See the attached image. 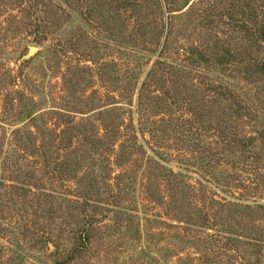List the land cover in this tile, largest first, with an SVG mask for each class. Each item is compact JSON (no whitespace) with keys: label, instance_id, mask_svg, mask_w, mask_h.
Wrapping results in <instances>:
<instances>
[{"label":"rangeland","instance_id":"1","mask_svg":"<svg viewBox=\"0 0 264 264\" xmlns=\"http://www.w3.org/2000/svg\"><path fill=\"white\" fill-rule=\"evenodd\" d=\"M53 1L38 14L51 30L39 41L29 2L0 0V264H61L76 246L71 264H264L255 159L212 150L217 127L240 139L264 128V73L241 63L251 52L263 60L264 41L248 29L264 26V0H253L256 20L233 10L236 0H177L175 13L155 0H135L138 10L102 3L99 34L87 1ZM232 11L243 31L231 33ZM163 27L171 35L158 57ZM70 40L84 56L60 50ZM225 49L226 68L192 65L199 51L213 59ZM156 58L168 66L140 102ZM222 85L233 93L218 94ZM240 95L251 116L238 115ZM258 154L264 164L263 146ZM89 223L87 243L77 228Z\"/></svg>","mask_w":264,"mask_h":264},{"label":"trees","instance_id":"2","mask_svg":"<svg viewBox=\"0 0 264 264\" xmlns=\"http://www.w3.org/2000/svg\"><path fill=\"white\" fill-rule=\"evenodd\" d=\"M15 1L16 2L20 1L22 3L29 2V7L26 9V11L28 14L32 15L34 22H36L35 33L37 34L38 40L40 39L39 41H41V40L47 39L48 33H50L51 30L50 31L47 30L46 25H44V26L40 25L42 23H41L40 18L38 17V14L45 12L46 10L48 11L50 9V7L55 5V1H53V0H15ZM59 1H64L68 5L70 4L69 0H59ZM76 1L80 2L81 0H76ZM85 1H87L89 3V6L87 7V9L88 8L89 9L86 12V13H88V16L85 17V21H86V23L87 22L93 23L92 27L96 31V34L106 32L104 30L106 23H105V20L103 18H101L102 13L100 12V6L102 3H106L107 5H110V6H115V8L118 11H120L119 8H122L124 10L128 9V8H133L135 10H138V7H136L137 2L135 0H100L97 3L92 2V0H85ZM176 1L177 0H155L154 5L156 7H158L157 11L159 13L163 12V10L165 9L164 7L166 5L168 6L167 11L169 13H175V12L181 10L185 5L189 4V2H191L192 0H185V2H183L181 9H179L178 2H176ZM205 2H206V0H193L191 5H193L194 3H195V5H197V4L199 5L201 3L205 4ZM209 2H207V4ZM252 3H253V0H236V2L233 1L231 3V8L233 10L235 8H237L236 9V10H238L237 12L239 14H241L242 16L256 20L259 17V13H258V9L254 6H252ZM263 3H264V1H263ZM209 6L204 8V10H207L208 16L210 15ZM98 9H99V12H97ZM227 11H228V9H227ZM221 14H224V13H221ZM229 18L231 20L230 23L232 24V28L230 27L231 33L243 31V28H242L243 26H241V24L242 25L247 24L245 19H240V20L236 21L237 16L234 15L233 11L229 14ZM233 20L236 21V24H233ZM248 32L252 36V38L255 39L256 42H258V40L264 41V26L259 27L256 30L255 29H248ZM170 35H171V31L168 30L167 33H165V27H163L161 30H159L157 36L155 37V39H159L157 42H155L156 44H159V45H160L161 38L163 36L165 37L164 41L162 42V49L164 48V50L162 52L160 51L161 54L159 53L158 57L159 56L161 57L163 55V52L165 51V49L169 45V36ZM155 39H153V41H155ZM152 43H154V42H152ZM59 48L64 53H66L67 51H72V52L80 53V56H84L82 54L83 52L81 53V50H80L81 49L80 43H77V42L72 41V40L68 41L67 43L60 44ZM253 48L254 47H251V48H249V50L252 51ZM261 48H262V52H263V60L252 58L253 52H251V53H249V59H247V61L243 60V62H241V63H248L250 66H252L250 68V66L248 65L247 67H245V69L246 70L248 69V71L250 70V72H251V70H254V74L264 73V44H263V47L261 46ZM199 55H200L199 59L190 58L192 60V65L199 66V64H207V65H209V67L210 66H219V67L226 68L227 65L231 64V60H233L232 58H234V54L229 49H225L223 54L222 55L220 54L218 56L219 58L217 57V58L210 59L205 54L204 51H199ZM234 64L238 65V62L234 63ZM162 65H167V64L162 59L160 60L159 58H156L152 67L146 73L145 80L143 81V83L141 84V87H140V95H139L140 96V102H141V98H142L141 91L143 93L146 90H149L151 82L157 78V76L159 74L158 73L159 70L161 68H163ZM169 65H171V63ZM220 87L221 88H219V86H218V88H217L218 94H221V95L224 94L223 96H225V93H226V95H227V93H229V94L233 93V89L227 88V89H225L226 91H224L223 85ZM240 96L236 97V102L238 105V110H237L238 115L239 116H251L252 114L250 112H247V110H249L250 107L249 106L244 107V104H246V101L248 99L250 100L251 98H248V96H244L246 99H243L242 96H241V98H240ZM232 97H234V96L232 95ZM244 109H246V112H243ZM230 127L231 126H229V127L222 126L221 129L219 127H217L219 137L216 139L215 143L213 144L212 150H214V149L218 150V146H223L224 149L225 150L228 149V151L229 150H236V149L244 151V153L248 154V157L255 159V164H254L255 173L258 172V178L256 179V181L259 182V180H260L261 182H263L264 181V164H261V155H259L258 153L262 150V146L264 147V128L259 129L253 135H249L247 137H243V139H240L238 137V134L236 133V131L233 132V129L230 131ZM148 129H149L148 131H152V132L154 131V129L152 127L148 128ZM226 129H229L228 132ZM152 132H150V133H152ZM225 132L228 134V136L225 134ZM136 138H137V136L135 135V139ZM133 145L137 146V142L135 141ZM127 147H130V145H128ZM126 149H128V148H126ZM224 153H226V152H224ZM40 155L42 157L45 156L44 153H41ZM204 156H201V157H204ZM153 159L155 160L154 162H156L157 159L156 158H153ZM212 159L216 160V164L221 165L222 159H221V156L218 155V151L212 152ZM164 167H166V166H164ZM168 169L172 174H175L170 167ZM215 179H216V177H215ZM219 181L220 182H218V183H221L222 180H219ZM258 184L259 183H257L256 185H258ZM22 192L24 194V190H22ZM228 200H229L228 201L229 203H232L231 206H235L236 208H240V207L244 206L235 200H230V199H228ZM218 204H220L221 206H227L228 205L227 203L220 202V201H218ZM245 207H250V206L245 205ZM259 208L262 209L263 207L259 205ZM91 228H92V223H89L88 227L87 226H85V227L80 226L77 228V232L79 233L80 238H84L85 240H87L88 241L87 243H89V241H91L90 240ZM81 250L82 249L79 246H76L75 248H73V250L69 254L68 260L61 262V264H67V263L71 264L72 263L71 259H72L73 255H75L76 253H78Z\"/></svg>","mask_w":264,"mask_h":264},{"label":"water","instance_id":"3","mask_svg":"<svg viewBox=\"0 0 264 264\" xmlns=\"http://www.w3.org/2000/svg\"><path fill=\"white\" fill-rule=\"evenodd\" d=\"M35 50H36V47L32 46L28 55H26V58H29L34 53Z\"/></svg>","mask_w":264,"mask_h":264}]
</instances>
